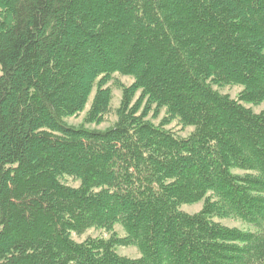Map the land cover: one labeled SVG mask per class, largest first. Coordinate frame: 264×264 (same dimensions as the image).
Listing matches in <instances>:
<instances>
[{"label":"trees","instance_id":"1","mask_svg":"<svg viewBox=\"0 0 264 264\" xmlns=\"http://www.w3.org/2000/svg\"><path fill=\"white\" fill-rule=\"evenodd\" d=\"M262 103L264 0H0V264H264Z\"/></svg>","mask_w":264,"mask_h":264},{"label":"rangeland","instance_id":"2","mask_svg":"<svg viewBox=\"0 0 264 264\" xmlns=\"http://www.w3.org/2000/svg\"><path fill=\"white\" fill-rule=\"evenodd\" d=\"M131 83H132V80L130 78L121 77L118 75H114L113 80L108 83L109 84L108 87L111 88V92H112L111 114L105 118L104 122H102L100 124H87L86 122H84L86 114H87L89 107H90V103H91L92 98L94 96L95 89L92 91V93L89 97V101L85 107L84 112L81 113L78 117L68 119L65 122L69 126H73V127L83 126V127L90 129V130L102 131V130H105V129L111 127L116 122V116H115L114 112L119 107L120 102H121V90H120V88L116 87L115 85H117V86H119V85L129 86V85H131ZM213 89L215 91H218L221 95L228 96L230 99H236L238 93L240 92V89L238 87H227V88H223V89L213 88ZM137 96H136V98H137ZM246 107L251 109L255 114H258V113L264 111V103H262L260 106H257V107H250V106H246ZM163 117H164V112L161 111L160 114L158 115V117L153 118L152 115L150 114L147 117V120L150 121L155 126H158L161 123ZM166 130H170L172 133H174L176 136H178L180 138H185L192 132L191 128H182L181 126L177 125L176 122H172L170 125L166 126ZM65 183L67 185L72 186V187L77 186V183H74L69 178H67L65 180ZM201 208H202V204L198 203V204H194V205L182 206L181 211L188 214V215H194V214L198 213L201 210ZM215 221L220 223L221 225H223L225 227H228V228H236V229H240L243 231H248L250 229L249 227H247V226H245L242 223L237 222V221H231V220H215ZM115 231L120 237H122L124 235L122 230L120 229V227H116ZM98 237L99 238H108L109 235H107L103 231H97V230H89L84 235H82L80 237L72 235V239L76 243H82L87 238H98ZM117 253L120 256L132 258V259L138 257L137 251L133 248H118Z\"/></svg>","mask_w":264,"mask_h":264}]
</instances>
